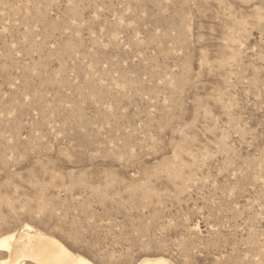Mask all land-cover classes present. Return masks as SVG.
<instances>
[{"label": "rangeland", "instance_id": "obj_1", "mask_svg": "<svg viewBox=\"0 0 264 264\" xmlns=\"http://www.w3.org/2000/svg\"><path fill=\"white\" fill-rule=\"evenodd\" d=\"M26 225L264 264V0H0V236Z\"/></svg>", "mask_w": 264, "mask_h": 264}, {"label": "bare ground", "instance_id": "obj_2", "mask_svg": "<svg viewBox=\"0 0 264 264\" xmlns=\"http://www.w3.org/2000/svg\"><path fill=\"white\" fill-rule=\"evenodd\" d=\"M19 232V231H18ZM0 238V251L8 254L2 264H94L87 258L74 254L54 237L25 226L19 233ZM138 264H169L163 258H145Z\"/></svg>", "mask_w": 264, "mask_h": 264}]
</instances>
